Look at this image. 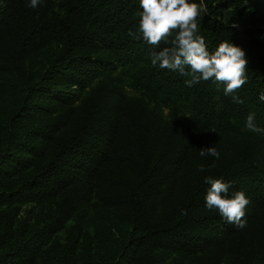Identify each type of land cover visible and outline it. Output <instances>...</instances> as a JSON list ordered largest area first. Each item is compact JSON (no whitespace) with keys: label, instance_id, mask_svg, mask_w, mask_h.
Returning <instances> with one entry per match:
<instances>
[{"label":"trees","instance_id":"obj_1","mask_svg":"<svg viewBox=\"0 0 264 264\" xmlns=\"http://www.w3.org/2000/svg\"><path fill=\"white\" fill-rule=\"evenodd\" d=\"M29 2L0 0V62L20 63L49 39L59 48L34 81H18L17 103L1 119L0 205L46 197L57 202L53 216L40 219L25 238L19 232L11 239L10 222L0 212V264H68L76 232L62 251L46 241L94 191L128 222L115 248L97 253L95 264H158L166 251L201 253L198 264H218L225 243L228 264H264V217L257 224L252 219V208L264 207V159L250 151L218 160L199 153L182 182V195L161 200L160 187L181 163L182 136L173 128L159 131L130 103L124 104L120 120L109 112L113 83L124 82L167 108L171 117L187 114L215 134L236 132L250 113L264 128L259 99L264 93V0H204L207 13L197 21L210 52L223 40L244 50L247 82L235 93L243 103H235L214 80L187 86L178 71L153 66L151 46L127 35L138 27L139 0H41L35 9ZM94 78L76 114L66 105L44 123L22 119L32 103L58 85L80 90ZM74 114L71 128L56 134ZM117 122L130 146L123 154L111 141ZM206 176L229 184V197L245 193V227L206 208Z\"/></svg>","mask_w":264,"mask_h":264},{"label":"rangeland","instance_id":"obj_2","mask_svg":"<svg viewBox=\"0 0 264 264\" xmlns=\"http://www.w3.org/2000/svg\"><path fill=\"white\" fill-rule=\"evenodd\" d=\"M58 48L59 43L54 39H49L20 63L0 62V122L2 117L9 116L17 103L14 91L18 81L26 79L29 82L34 81L44 71L48 58ZM117 71L115 70V72ZM96 79L98 78L92 79L87 86L80 90L74 89V86L58 85L56 92H52L43 100L32 103L30 113L24 115L22 119L44 123L53 112L66 105L76 108V114L86 92L93 86ZM124 84V82L113 83L109 102V112L112 115H116L119 120L122 119L123 106L125 103H130L132 106L140 108L145 119L149 118L152 125L157 126L159 131L173 128L179 136H182L184 148L181 163L160 187L159 198L161 200L174 201L182 195V182L194 163L195 156L200 153L203 147L214 146L220 153L218 159L243 151H250L257 158L264 159V140L260 138L261 133L250 132L245 126L240 127L236 132L223 134H215L212 130H203L192 123L187 114L171 117L167 108ZM75 114L72 121L56 134L71 128ZM23 120L20 122H25ZM111 141L114 147L120 148V154L130 147L125 136L121 133L119 122H117ZM211 158L218 160L213 156ZM55 202H57L56 197H46L42 202L22 201L0 205V212L5 213L10 222L11 239L19 232H21L22 238L27 237L38 226L40 219L53 216L52 205ZM252 214V219L256 218L255 224H257L263 220L264 207L252 208ZM127 228V220L118 215L110 206L102 203L94 191L91 198L80 204L65 220L63 227L53 233L46 243L62 251L76 232L75 251L68 264H95L94 256L97 253L106 254L110 248L114 249ZM100 234L102 235L100 236ZM226 250L227 243L224 244L218 264H228ZM201 256V253L182 255L166 251L158 264H198Z\"/></svg>","mask_w":264,"mask_h":264},{"label":"clouds","instance_id":"obj_3","mask_svg":"<svg viewBox=\"0 0 264 264\" xmlns=\"http://www.w3.org/2000/svg\"><path fill=\"white\" fill-rule=\"evenodd\" d=\"M40 3L41 0H30L27 6L35 9ZM139 6L142 11L136 13L138 27L129 28L127 35L151 46L149 56L153 66L178 71L182 77H187L184 81L187 86L201 80H214L218 86L223 85L224 94L231 95L235 103H243L235 93L247 82L245 52L227 40L209 51L204 37L198 34L197 21L202 13H207L204 0L199 3L196 0H139ZM259 99L264 101V93ZM254 116L255 113L247 116L245 127L253 133H264V128L255 123ZM209 155L218 159L220 153L214 146L201 148V157ZM198 170L205 171V166L199 165ZM204 179L210 184L205 197L206 208L217 210L238 228L245 227L243 217L249 204L245 193L236 191L229 197L226 195L229 184L211 176ZM181 215H187L186 210L182 209Z\"/></svg>","mask_w":264,"mask_h":264}]
</instances>
